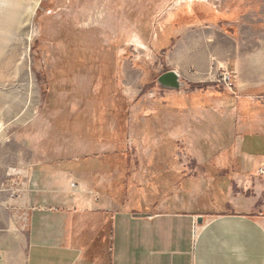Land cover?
<instances>
[{
  "label": "rangeland",
  "instance_id": "374dc122",
  "mask_svg": "<svg viewBox=\"0 0 264 264\" xmlns=\"http://www.w3.org/2000/svg\"><path fill=\"white\" fill-rule=\"evenodd\" d=\"M262 30L264 0H0L13 195L48 156L120 208L264 218V89L216 81ZM169 70L180 88L160 85Z\"/></svg>",
  "mask_w": 264,
  "mask_h": 264
},
{
  "label": "crops",
  "instance_id": "0c3cea01",
  "mask_svg": "<svg viewBox=\"0 0 264 264\" xmlns=\"http://www.w3.org/2000/svg\"><path fill=\"white\" fill-rule=\"evenodd\" d=\"M262 31L260 47L241 52L239 71L231 69L233 83L241 74L243 87L264 89ZM216 53H203L199 64ZM42 158L16 195L13 175L21 171L0 159V264H264V218L120 208L92 190L84 173ZM200 215L204 222H195Z\"/></svg>",
  "mask_w": 264,
  "mask_h": 264
},
{
  "label": "water",
  "instance_id": "95a60500",
  "mask_svg": "<svg viewBox=\"0 0 264 264\" xmlns=\"http://www.w3.org/2000/svg\"><path fill=\"white\" fill-rule=\"evenodd\" d=\"M158 81L163 88L178 89L182 85L180 74L176 70H169L163 73L161 76H159ZM198 222L203 223L204 216L200 215L198 217Z\"/></svg>",
  "mask_w": 264,
  "mask_h": 264
},
{
  "label": "built area",
  "instance_id": "2783aa9c",
  "mask_svg": "<svg viewBox=\"0 0 264 264\" xmlns=\"http://www.w3.org/2000/svg\"><path fill=\"white\" fill-rule=\"evenodd\" d=\"M235 79V72L228 69L223 68L219 70V74L216 77V81L219 83H224L229 86L228 88L232 89L234 84L233 81ZM260 174L264 176V165L260 167Z\"/></svg>",
  "mask_w": 264,
  "mask_h": 264
}]
</instances>
